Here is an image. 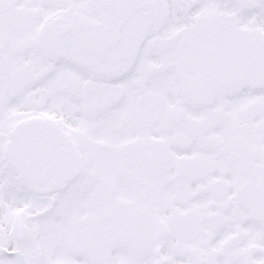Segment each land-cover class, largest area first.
<instances>
[{
    "label": "snow or ice",
    "instance_id": "obj_1",
    "mask_svg": "<svg viewBox=\"0 0 264 264\" xmlns=\"http://www.w3.org/2000/svg\"><path fill=\"white\" fill-rule=\"evenodd\" d=\"M0 264H264V0H0Z\"/></svg>",
    "mask_w": 264,
    "mask_h": 264
}]
</instances>
